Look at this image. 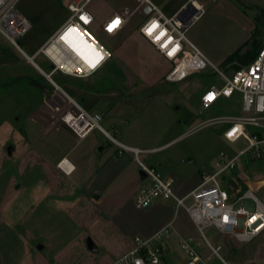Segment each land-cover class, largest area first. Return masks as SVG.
<instances>
[{
	"label": "rangeland",
	"instance_id": "rangeland-1",
	"mask_svg": "<svg viewBox=\"0 0 264 264\" xmlns=\"http://www.w3.org/2000/svg\"><path fill=\"white\" fill-rule=\"evenodd\" d=\"M69 1L58 0L56 3L66 9ZM198 1L204 10L190 27L187 36L224 72L230 74L248 64L264 47V0H258L259 5L249 0ZM124 4L131 11L138 1L92 0L89 8L97 18L90 31L111 50L112 56L102 70L88 78L55 72L53 78L58 84L67 86L81 105L102 116L114 105V92L140 91L145 98L157 90L170 89L173 92L171 96L177 95L173 113L178 116L175 105L180 103L178 95L184 94L197 115V119L189 121L193 126L197 124L195 122L208 117L237 115L240 112L239 93L233 99L220 101L209 109L202 108L200 96L204 90L212 83L221 82L210 65L182 81L168 82L169 87L162 86L164 84L149 86L139 81L125 83L124 75L130 71L136 72L135 62L128 64L130 60L119 53V44L125 37L133 34L125 43V50L131 52L135 49L131 53L133 56L142 55L141 58L149 62L156 60L148 55L150 49L144 48L138 33L150 12L148 7L129 18L120 35L109 37L98 29L100 21L113 7ZM117 48L118 53L115 54ZM35 62L46 72L52 68L51 62L41 54L35 58ZM43 84L51 85L29 63V59L0 33V264H110L127 250L121 251L126 239L119 233L121 222H136L145 218L154 220L147 213L153 204L146 208L136 206V197L142 187L140 182L139 187L136 186V181L131 194H127L121 204L117 192L107 194L106 201L100 206L88 201L91 193L79 180L82 169L75 176L66 175L65 170L60 168L65 157L60 159L59 164L57 158L50 154L57 151L63 138L74 139V134L60 120L63 111L61 103L64 101L60 91L61 96L46 93L40 87ZM52 89L55 90V87L52 86ZM149 107L155 112L160 109L155 104ZM45 123H50V133L57 138L55 142L51 137L42 142L48 151L37 142V136L46 130ZM154 127L158 128L156 123ZM222 128L221 122L205 124L184 135L163 152L153 154L154 157L169 155L174 160L177 158L180 174L176 183L177 192L180 191L181 195L199 182V170L209 169L219 151L234 153L247 144L244 139L236 142L226 140ZM96 133L92 132L80 144L78 151H84L88 143L97 138ZM142 158L145 157L142 155ZM134 161V166L139 167ZM247 166L255 176L264 172L263 160L248 163ZM37 193L42 195L40 199ZM258 195L264 200V191ZM186 202L189 204L190 200ZM182 224L185 228L190 225L184 208H180L176 219V226ZM205 231L212 238L216 236L214 228ZM88 237L97 245L96 251L89 249ZM219 240L225 242L231 264H264V234L244 244L224 237H219ZM38 244H42V248ZM170 245L169 264H186L187 255L176 236H172Z\"/></svg>",
	"mask_w": 264,
	"mask_h": 264
},
{
	"label": "built area",
	"instance_id": "built-area-1",
	"mask_svg": "<svg viewBox=\"0 0 264 264\" xmlns=\"http://www.w3.org/2000/svg\"><path fill=\"white\" fill-rule=\"evenodd\" d=\"M19 1L0 0V33L29 61L34 62L35 57L41 54L51 62V70L42 71L49 83L64 98L60 120L78 138H84L98 130L116 145L119 155H132L148 180L136 197L138 208H146L160 198L171 199L177 209L186 210L196 227L197 235L183 236L169 222L150 234H137L133 238L132 246L110 264H164L172 236L179 237L180 246L187 255L186 264H231L227 257L226 244L219 237L244 244L264 234V227H261L264 225V200L258 195L264 191V172L255 176L247 166L251 162L264 161V47L258 50L248 64L227 74L187 36L189 28L204 10L195 9L193 1L185 3L173 15H167L151 0H137L135 9L115 11L100 23L102 32L114 37L129 18L148 7L150 12L139 29L172 63L166 73V80L182 81L210 65L218 73L221 82L212 83L204 90L200 96L202 108L209 109L221 98L233 99L236 93L241 96L240 112L237 115H219L209 121L226 125L222 132L226 140L236 142L244 139L247 144L234 153L219 151L211 167L201 174L199 184L184 195H179L174 181L164 176L156 165L142 158V155L154 153L156 149L122 142L116 129L108 130L104 127L102 114L86 109L53 78L55 72L88 78L99 72L111 58V50L90 31L95 22V16L89 8L92 0H70L67 4L68 19L36 55H28L21 45V39L29 31L31 21L19 11ZM81 17H87L89 22L85 23ZM117 17L120 20L119 26L111 32L108 31V26ZM153 23L159 26L149 35L147 29ZM73 27L77 29L75 34L82 36L93 49L104 56L97 67L92 68L89 63L80 61L74 55V49L68 40L62 39L68 29ZM70 36L69 39L72 38ZM170 52L173 54L169 55ZM187 200H190L189 204ZM252 217H256V220L253 221ZM207 228H214L216 236H208L205 231Z\"/></svg>",
	"mask_w": 264,
	"mask_h": 264
},
{
	"label": "crops",
	"instance_id": "crops-1",
	"mask_svg": "<svg viewBox=\"0 0 264 264\" xmlns=\"http://www.w3.org/2000/svg\"><path fill=\"white\" fill-rule=\"evenodd\" d=\"M151 1L158 5L167 15H173L174 13L179 11V9L185 3L191 2L192 0ZM56 2H58V0L19 1V11L31 21V27L29 31L21 39V45L28 55H36L39 49L58 31V29L68 19L69 11L67 7L66 9H63ZM249 2H253L259 5L258 0H249ZM126 8L128 9L127 4L113 7L111 11H109V13L100 21V23H102V21L111 13L115 11L126 10ZM91 12L94 14L96 22L97 16L94 11ZM100 23L97 27L101 30ZM124 29L125 27L117 35H120L124 31ZM138 33L142 37L145 45L144 48L150 49V53L148 55L153 56L156 61H146L145 59L141 58L142 55L138 54H136V56H133L131 53H134L135 49L131 50V52H129V50H125V46L127 48V44H125L126 41L128 37L133 34L125 37L119 44V53L121 52L123 57H126L130 60L127 61L128 64H134L135 62L134 68L137 73L135 71L126 73V75H124L123 81L125 83L139 81L149 86L164 84L162 86L169 87L167 83L171 81L166 80L165 76L166 73L170 70L172 63L167 60L163 56V54L159 50H157V48L140 32V29H138ZM4 39L7 41L5 37ZM116 53H118V48L116 49L115 54ZM158 59L162 61H157ZM29 63L40 74H42V76L45 77L42 71L44 69L37 62H35V59L34 62L29 61ZM35 82L36 81H34V83ZM44 86H49L51 88L49 93L53 92L52 94H59L58 90H53L51 85H41L40 87L42 88V90ZM63 88L70 94L67 86H63ZM43 91L48 93L46 90ZM171 91L172 89H170L169 91L157 90L153 95H148L145 98L143 97V92L140 91H138L137 93H135L134 91H119V93L114 92L112 94V98L115 99V103L108 109L107 112H104V127L108 130L116 129L120 140L128 145L148 149H156L155 152H163L165 149L178 142L179 139H181L184 135L205 124L211 123L209 122V119L215 116L199 120L195 122L197 124H194V126L192 124H189L190 120L197 119V115L194 113L193 108L190 106V103L187 101L184 94L178 95V97L180 98V103H176L175 105L176 110H178V116L174 114L172 108L174 107L173 103L175 102L174 100L177 95L171 96L173 94V92ZM70 95L72 96V94ZM223 100L226 99L221 98L217 103ZM154 104L160 107L157 112L151 110L149 107ZM183 107H185L186 109L183 110ZM85 108L88 109L87 107ZM155 123L158 127L157 129H155L154 127ZM49 126L50 123H45L46 130L41 135L37 136V142H39V144L42 145L41 147L47 151V146L42 144V142L45 140H49L50 137L53 138L52 140L54 142L57 140V138H55L56 136L53 135V137L52 133H50ZM225 126L226 125L223 124L222 132ZM68 129L70 128L68 127ZM70 131L74 134V139L65 140V138H63V141H61V145L58 147L57 151L54 150V153H49L57 158L59 164L60 159H62L63 157L67 158L73 164L75 168L73 169L72 173H67V171H64L60 167L66 175L75 176L82 169V178L79 180L84 187L86 186V188L89 190V193H91L90 198H88V201L90 203L97 205L102 204L106 201L107 194L117 192L119 194V204H121V202L125 199V196L127 194H131V190L135 181L136 186H138L139 182L140 185L142 184V187L147 184L148 180L146 179L145 175L141 173V169L134 166L135 161L132 155L129 153L119 155L117 153L116 145L111 142L102 132L95 130L96 132H98L95 134L97 138L88 143V147L84 149V151L80 152L78 151L80 144L86 138H88V136L91 135L92 132L95 131H92L84 138H78L71 129ZM33 137L35 138L36 136ZM42 137L43 140L41 141ZM58 142H60V140ZM154 153L145 154L144 160H146L148 163L156 165L164 176L172 179L177 191L178 186L176 183V179L180 174L177 158L174 160V158H171L172 156L170 157L169 155L165 157L159 155L154 157ZM192 159L190 161H194ZM199 171H201L202 174L205 170L203 171L202 169H200ZM199 182L191 187L190 190L195 188L199 184ZM187 192H184L183 195ZM180 193L181 192L179 191L178 194L181 195ZM37 194L38 199H40L42 195H39V193ZM159 208H161V211H159ZM179 210L180 208H176L175 202L173 200L160 198L155 201L153 207L149 211H147V213H150V217H152L154 220H149V218L138 220L136 222L123 220L121 222V229H119V233L124 237L126 236V239L124 240L125 244L122 245L121 251H124L126 249L128 250L132 246L133 238L135 235L150 234L169 222L173 223L175 231H177L179 235H197L196 227L191 221L187 212L188 223L190 225L188 224L189 226L185 228L184 224L186 222L184 221V224L176 226V219ZM176 237L179 241V237ZM168 253L164 258V264H169Z\"/></svg>",
	"mask_w": 264,
	"mask_h": 264
},
{
	"label": "bare ground",
	"instance_id": "bare-ground-1",
	"mask_svg": "<svg viewBox=\"0 0 264 264\" xmlns=\"http://www.w3.org/2000/svg\"><path fill=\"white\" fill-rule=\"evenodd\" d=\"M192 4L194 5L195 9H204V6L198 0H193ZM70 35H71L70 37L72 38L70 39L68 38L67 40L69 42V45H71L72 49H74L72 50L74 55H76V57L80 61H83L85 63H89V61L93 60L94 53L89 48H87V46L83 45L80 42V37L75 33L70 34ZM83 40L85 39L83 38ZM73 45H75V48L73 47ZM60 167H62V169L67 171V173H72L73 169L75 168L73 164L67 158H65L62 161V163L60 164Z\"/></svg>",
	"mask_w": 264,
	"mask_h": 264
},
{
	"label": "snow or ice",
	"instance_id": "snow-or-ice-1",
	"mask_svg": "<svg viewBox=\"0 0 264 264\" xmlns=\"http://www.w3.org/2000/svg\"><path fill=\"white\" fill-rule=\"evenodd\" d=\"M82 20H84L85 23H88V18L87 17H81ZM120 24V20L119 18L117 17L115 20H113V22L108 26V31H113L114 28L118 27ZM159 25L156 24V23H153V25L147 29V32L149 35H151L152 31L158 27ZM77 32V29L75 27L73 28H69L68 31L65 33V35L62 37V39L66 40L67 41V38L70 34H73V33H76ZM90 35V34H89ZM80 42L87 46V48H89L93 53H94V59L89 61L90 63V67L92 68H95L97 67V65L99 64L100 61H102L104 59V56L100 54L99 51L95 50L92 48V46L90 44H88V42L86 40H83L82 36L80 37ZM166 46V45H165ZM73 47L75 48V45H73ZM78 50V49H77ZM175 51V50H173ZM173 53L170 52L169 55H172ZM87 59V58H86ZM225 219H227V217H225ZM252 220H256V217H252ZM261 227H264V225H261Z\"/></svg>",
	"mask_w": 264,
	"mask_h": 264
},
{
	"label": "water",
	"instance_id": "water-1",
	"mask_svg": "<svg viewBox=\"0 0 264 264\" xmlns=\"http://www.w3.org/2000/svg\"><path fill=\"white\" fill-rule=\"evenodd\" d=\"M43 90H46L47 92H49L51 90V88L49 86H44ZM141 173L144 175L143 172H141ZM87 245H88L89 249L94 250V251L97 250V245L95 244V242L93 241V239L91 237H88ZM38 246L42 247L41 244H39Z\"/></svg>",
	"mask_w": 264,
	"mask_h": 264
}]
</instances>
